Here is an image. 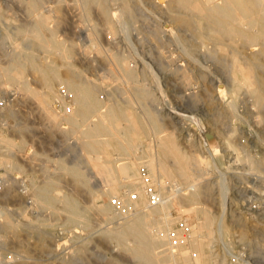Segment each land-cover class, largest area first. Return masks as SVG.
<instances>
[{
    "label": "rangeland",
    "instance_id": "374dc122",
    "mask_svg": "<svg viewBox=\"0 0 264 264\" xmlns=\"http://www.w3.org/2000/svg\"><path fill=\"white\" fill-rule=\"evenodd\" d=\"M85 1L35 0L38 9L30 14L27 0H0V65L6 63L8 51L29 43L28 30L34 19L41 13L50 15L48 26L55 28L57 39L73 48L78 79H96L103 87L97 91L100 101L120 105L143 120L144 131L134 138V151L140 153L150 144L156 154L157 139L148 118L151 113L159 120V135L172 134L187 156L210 158L200 170L190 164V173L202 174L199 183L207 185L199 202L215 221L216 242L205 246L204 253L213 254L215 264H238L241 255L246 264H264V104L253 97L248 86L234 87L229 72L232 55L240 57L244 51L228 41L221 48L214 46L211 35L193 19V12L174 0L168 9V0L160 5L156 0H107L109 24L94 4L86 16ZM176 14L187 24L174 18ZM35 53L43 56L39 48ZM123 58L136 70L138 84L149 92L145 99L133 94L134 79H126L118 65ZM259 62L262 65L253 68V77L264 80L263 56ZM60 73L65 77L63 68ZM23 79L30 87L41 89L31 71L26 70ZM56 86L59 96H51L43 107L17 84L4 88L0 82V101L5 103L0 108V133L16 145L11 148L0 143V158L8 161L0 163V213L19 224L10 231L0 225L2 264H143L115 240L100 234L122 221L117 217L104 220L97 211L106 201L111 206L115 195L93 198L89 188L74 182L65 169L81 167L91 172L96 160L85 161L77 153L81 136L71 132L70 123H53L47 117L46 109L58 118L73 112L70 97L59 93L63 85ZM262 89L264 92V86ZM125 124L122 120L118 125ZM213 148L217 153H211ZM107 151L110 159H118L115 147ZM141 165L145 164L138 167ZM157 176L156 187L166 194L158 182L166 186L168 180ZM91 181L96 183L99 178ZM47 184L60 198L77 200L81 216L73 227L63 224L68 214L60 203L54 204L53 211L41 209L34 201L30 204L37 198L35 190ZM223 205L222 220L230 233L219 237L217 223ZM2 219L0 216V223ZM43 221L48 225H41ZM28 223L34 226L20 225ZM177 224L188 227L177 219L172 228L176 225L181 230ZM210 262V258L203 260V264Z\"/></svg>",
    "mask_w": 264,
    "mask_h": 264
},
{
    "label": "bare ground",
    "instance_id": "6f19581e",
    "mask_svg": "<svg viewBox=\"0 0 264 264\" xmlns=\"http://www.w3.org/2000/svg\"><path fill=\"white\" fill-rule=\"evenodd\" d=\"M174 1L179 7L193 12V19L211 35L214 46L221 48L224 46V41H228L244 51L240 57L235 55L231 57L230 80L234 87L248 86L253 97L259 103L264 104L262 89L264 80L253 77V68L262 65L259 62V57H264V0ZM162 2V0H156L155 3L160 5ZM171 3L172 0L167 1L166 9L171 6ZM92 4L96 5L98 13L106 24L112 22L107 0H86L83 2L86 16H89V6ZM27 6L30 14L38 9L35 0H27ZM50 17L46 13L39 14L28 30L29 43L14 47L12 52L8 51L6 63L0 65V82L4 88L17 84L20 91L26 93L27 96L30 95L33 99L35 98L43 107L46 106L51 96H59L55 88L56 85L60 83L65 88V90L63 88L64 96L70 97L73 112L58 118L53 111L44 108L47 117L53 123H70L71 132L78 131L81 136L76 147L77 153L84 157L85 161L92 158L96 160L91 164V172L83 171L81 167L65 169L68 170L74 182L89 188L93 198L106 199L113 194L122 209L121 212H112V205L110 206L107 201L103 206H98L97 211L104 220H112L116 217L122 219L113 228L101 230V236L115 240L125 253L127 252L132 258L143 264H203V260L206 258L211 259L210 264H215L216 257H213V254L204 253L205 246L209 247L210 243L216 242L214 241L215 231L212 227L215 222L214 217L199 202L200 194L207 185L199 183L202 174L192 175L190 173L192 162L195 163L194 168L200 170L204 165H208L210 158L201 159L200 157L187 156L181 151L172 134L159 135V120L149 112V123L155 131L157 139L156 154H152L150 144L141 148L140 153L134 151V138L144 131L143 120L141 121L138 113L131 116L127 113V109L120 105L100 101L97 91L103 87L102 83L96 79L84 81L78 79L79 76L73 64V48L70 44L57 39L55 28L48 26ZM174 18L187 24V20H179L177 14ZM5 37L7 38L8 34ZM38 48L42 50L43 56H38L35 53ZM122 62L118 60L124 77L126 79L133 78L134 84L136 83L134 89L132 88L133 94L139 100L145 99L150 94L138 84L136 70L133 69V66L131 68L128 65V67L124 58ZM60 68L65 70V77L61 76ZM26 70L34 74L35 79L39 82L40 90L30 87L24 80L25 78L23 79ZM113 79L116 78L113 77ZM190 81L188 79L186 83L188 84ZM254 84H256L255 87ZM109 86L112 87L111 84ZM59 93L61 94L60 90ZM129 101L130 99H126L125 102L129 103ZM144 111L147 110L144 109ZM122 120L126 124L119 126L118 124ZM2 142L8 147H16L13 141L2 137L0 133V143ZM113 147L118 150V159L116 160L110 159L107 151ZM211 151V153H217L214 148ZM168 159H170L171 165L166 163ZM6 161L7 159L0 158V163ZM141 163L150 169L154 184L158 178L157 175L168 180L166 186L161 181L158 182L161 188L165 187L167 193H163L157 187L161 198L164 199L156 207H145L142 185L138 178V164ZM96 177L99 178L98 182L91 181ZM155 185L157 186V184ZM49 186L47 184L36 189L34 194L37 198H32L30 204L34 201L41 209L53 211L54 204L60 203L62 210L68 214L63 224L73 227L81 216V208L77 200L65 196L60 198V195L54 194ZM132 191H135L134 193L138 196L136 201L129 199V193ZM119 192L123 196L118 195ZM224 207L223 205L219 222H216L219 228L217 229L219 237L221 234L228 236L230 233L228 225L222 220ZM199 213H201V217L197 216ZM0 216L3 218L0 225L4 230L10 231L19 226V224H14L9 216L3 213H0ZM177 219L184 221L188 227L180 224L181 230H174L172 225ZM40 224L46 225L47 223L43 221ZM20 225L30 228L34 226L31 223ZM150 227L153 228L149 230ZM168 231H173L172 237L170 234L168 235ZM192 249L196 252L191 251ZM237 260L238 264L247 263L243 259V255ZM2 263L3 261L0 262V264Z\"/></svg>",
    "mask_w": 264,
    "mask_h": 264
},
{
    "label": "built area",
    "instance_id": "2783aa9c",
    "mask_svg": "<svg viewBox=\"0 0 264 264\" xmlns=\"http://www.w3.org/2000/svg\"><path fill=\"white\" fill-rule=\"evenodd\" d=\"M61 94L64 95V90L60 89ZM5 106L4 101H0V108H3ZM138 178L139 181L141 182L142 185V190H143V195H144V204L147 208H151V207H156L158 206V204H160V202L162 201L160 194H159V189L156 187V185L154 184L151 174H150V170L149 168H147L146 165H141L138 167ZM129 199L130 201H136L138 199V196L136 193L132 192L129 193ZM110 204L112 205L114 211H122V209H120L121 205L118 201L117 198H114L111 200ZM179 228H181V225L177 224ZM176 225H175V229H176ZM174 229V230H175ZM170 234V236L172 237L173 235V231H168V235ZM0 262H2V258L0 256Z\"/></svg>",
    "mask_w": 264,
    "mask_h": 264
}]
</instances>
